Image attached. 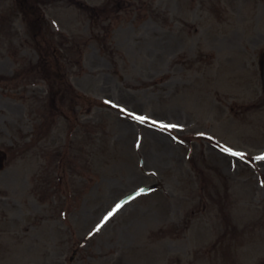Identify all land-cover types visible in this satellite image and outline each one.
Wrapping results in <instances>:
<instances>
[{"label": "rangeland", "instance_id": "obj_1", "mask_svg": "<svg viewBox=\"0 0 264 264\" xmlns=\"http://www.w3.org/2000/svg\"><path fill=\"white\" fill-rule=\"evenodd\" d=\"M263 64L264 0H0V264H264Z\"/></svg>", "mask_w": 264, "mask_h": 264}, {"label": "snow or ice", "instance_id": "obj_2", "mask_svg": "<svg viewBox=\"0 0 264 264\" xmlns=\"http://www.w3.org/2000/svg\"><path fill=\"white\" fill-rule=\"evenodd\" d=\"M106 103H110V101H106ZM126 111V110H124ZM130 116H132V118L140 123H144L148 118L145 117V116H137L135 114H132V113H129ZM153 125H156L158 122L153 120L151 122ZM160 128L161 129H167V128H176L178 127V125H175V124H159ZM139 146V145H138ZM224 151L226 152H229L231 155L233 156H240L241 154L240 153H237V152H232L230 149H224ZM261 159H264V157H261ZM141 192H143V189L140 190ZM137 195H139V193H137ZM123 203H126V202H122L120 204H117L115 206V208L109 212L103 219V221L101 222L100 225H97L95 231L98 232L100 230V228L103 226L104 223H106L121 207H123Z\"/></svg>", "mask_w": 264, "mask_h": 264}, {"label": "water", "instance_id": "obj_3", "mask_svg": "<svg viewBox=\"0 0 264 264\" xmlns=\"http://www.w3.org/2000/svg\"><path fill=\"white\" fill-rule=\"evenodd\" d=\"M3 155L4 154L0 151V167H1V160H2Z\"/></svg>", "mask_w": 264, "mask_h": 264}]
</instances>
